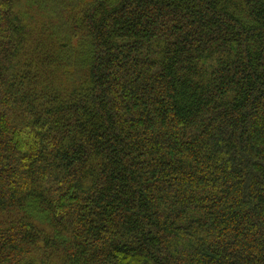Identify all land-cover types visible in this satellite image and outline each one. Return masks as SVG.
I'll return each instance as SVG.
<instances>
[{
	"label": "trees",
	"instance_id": "1",
	"mask_svg": "<svg viewBox=\"0 0 264 264\" xmlns=\"http://www.w3.org/2000/svg\"><path fill=\"white\" fill-rule=\"evenodd\" d=\"M0 264H264V0H0Z\"/></svg>",
	"mask_w": 264,
	"mask_h": 264
}]
</instances>
